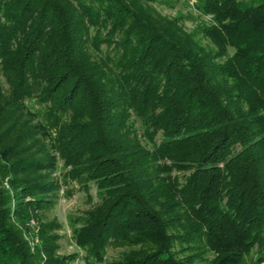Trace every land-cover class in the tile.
I'll use <instances>...</instances> for the list:
<instances>
[{"label":"trees","instance_id":"1","mask_svg":"<svg viewBox=\"0 0 264 264\" xmlns=\"http://www.w3.org/2000/svg\"><path fill=\"white\" fill-rule=\"evenodd\" d=\"M177 2L0 0V264L78 257L73 190L89 264L264 260V0Z\"/></svg>","mask_w":264,"mask_h":264},{"label":"rangeland","instance_id":"2","mask_svg":"<svg viewBox=\"0 0 264 264\" xmlns=\"http://www.w3.org/2000/svg\"><path fill=\"white\" fill-rule=\"evenodd\" d=\"M158 8L163 13L168 15L180 13L181 15L186 16V18L183 20V24L189 30L203 19L201 16H199L195 9L182 2H177L174 8L164 5H158ZM59 170L60 168L56 172H59ZM63 188L65 187L63 186ZM90 192L94 194V186H92ZM87 200L88 197L84 191L73 190L66 196L61 195L54 206L50 209H47L45 212L49 217L56 216L61 222V227L59 228V232L61 233V238L59 240V252L67 253L71 251H78V257L70 261L68 264H89L84 257V250L77 246L74 242L72 236V227L69 221L71 214L80 213L83 209L90 206V203ZM93 200H96V198L94 197ZM120 251V247L108 246L104 259L102 261H95L92 264H108L109 261L116 259L119 256ZM258 264H264V260Z\"/></svg>","mask_w":264,"mask_h":264},{"label":"built area","instance_id":"3","mask_svg":"<svg viewBox=\"0 0 264 264\" xmlns=\"http://www.w3.org/2000/svg\"><path fill=\"white\" fill-rule=\"evenodd\" d=\"M181 2H184L187 4L189 7L194 8V5L196 3V0H180ZM29 223L33 226V228L37 229V222L35 219L31 218L29 220Z\"/></svg>","mask_w":264,"mask_h":264}]
</instances>
